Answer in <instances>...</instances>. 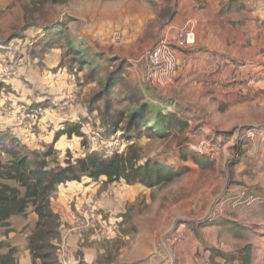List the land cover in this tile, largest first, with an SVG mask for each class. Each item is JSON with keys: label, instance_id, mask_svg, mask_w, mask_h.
I'll return each instance as SVG.
<instances>
[{"label": "rangeland", "instance_id": "374dc122", "mask_svg": "<svg viewBox=\"0 0 264 264\" xmlns=\"http://www.w3.org/2000/svg\"><path fill=\"white\" fill-rule=\"evenodd\" d=\"M259 2L248 0L245 7L250 9H247L249 13L241 15L250 35L244 48H249V58L261 67L253 74L254 83H248L250 75L243 76L242 68L239 75L231 74L218 87L210 83L196 95L185 93L182 88L175 91L176 82L159 88L141 80L143 56L154 43L151 35L157 27L149 25L142 31L155 10L154 3L160 5L159 0H74L67 6L49 8L53 25L67 18L73 20L68 25L73 43L91 49L101 61L125 63L129 89L155 102L163 113H169L166 110L171 108L188 124L185 131L164 139L150 137L145 132L135 138L133 130V139L124 150L134 143L142 160L174 168L186 167L188 171L181 178L150 190L128 188L121 181L88 183L92 185L89 194L93 200L89 207L100 214L110 210L101 218L116 219L117 224L126 210L132 209L130 213L135 215L141 213L138 220L132 219L138 233L126 237L129 241H125L123 258L118 261L140 259L154 243L162 245L165 233L179 224L194 221L207 225L218 215L236 219L232 235L241 241L237 244H244L255 228L264 232V1ZM22 17L18 0H0V130L14 134L27 151L53 149L54 156L47 160L50 167L62 166L64 160H73L91 151L104 157L106 141L115 136L126 140L119 131L113 134L108 128L103 129L102 103L96 105L98 110L89 109L92 95L99 91L95 75L88 79L87 69L78 66L62 49L42 50L41 42L46 39L44 24L37 23L39 27L22 32ZM116 30L122 34L118 41L112 37ZM13 34L22 38L9 41ZM47 55L59 57V63L62 60L65 65L62 69L71 79V84L62 88V98L57 102L43 89L46 84L42 81L51 74L42 62ZM124 93L128 95L129 91L125 88ZM25 100H29L28 106ZM14 116L22 119L18 125ZM64 124L79 126L82 136L63 135L55 140ZM204 137L218 149L219 155L211 161L195 154V159L203 163L200 166L192 161L190 146ZM181 153H186L189 159L182 161ZM251 200L254 202L249 204ZM135 207H138L136 211ZM9 223L13 238L6 241L9 233L4 236V230L0 229V240L16 249L18 264H31L27 237L36 223L35 214L28 208L26 215L13 216ZM99 228L98 222L94 229Z\"/></svg>", "mask_w": 264, "mask_h": 264}, {"label": "trees", "instance_id": "16d2710c", "mask_svg": "<svg viewBox=\"0 0 264 264\" xmlns=\"http://www.w3.org/2000/svg\"><path fill=\"white\" fill-rule=\"evenodd\" d=\"M72 1L74 0H26L25 2L18 0L23 12V25L20 31L37 28L39 27L37 23L42 22L47 35L45 32L46 39L41 42V49L46 50L45 52L62 49L64 54L72 57V61H75L78 66L87 69L88 79L95 75L94 81L99 91L92 95L89 109L98 110L96 105L102 103L103 129L106 131L108 128L113 134L119 131L126 142L133 139L131 137L133 130L135 138L140 137L141 132H145L150 137L159 139L167 138L172 133L180 134L185 131L188 126L185 119L177 117L175 112L163 113L154 105L155 103L144 97L145 95L140 97L134 89H129L125 63L111 59L101 61L98 55L91 52V49H86L79 43H73L68 30L72 19L67 18L66 21L61 23L59 21L53 25L54 21L49 18V8L67 6ZM165 1L169 2V0ZM246 8L245 3L232 1L223 7L222 12L230 16H238L230 24L233 27H242L245 21L241 19V12ZM167 12L169 13V10L163 11L161 17H165ZM16 38L21 39L22 36L13 34L8 40ZM44 53L41 56H44ZM63 67L65 65L61 60L52 72ZM66 68L68 71L67 66ZM125 88L129 91L128 95L124 93ZM63 135L68 138L72 135L82 136L80 127L73 124H64V129L56 134L55 140ZM54 154L53 149L50 148L42 152L27 151L14 134L0 130V229H3L4 236H7L12 232L9 223L11 217L26 215L28 208L32 209L37 217L34 228L27 237V249L32 264H60L57 258L59 218L49 210L50 198L59 185L67 182L80 183L84 179L98 181L105 178L107 182L121 181L126 186L140 185L150 190L162 184H170L188 171L186 167L174 168L151 160H142L134 143L120 155L103 157L91 151L76 159L64 160L62 166L50 167L47 160ZM192 154V161L201 166L203 163L195 159L194 153ZM179 157L182 161L189 159L186 153H181ZM136 202L139 205L141 203L138 200ZM137 208L135 207V211ZM131 210H126L120 216L121 221L118 223L120 236L114 241L103 242L105 253L97 259L95 264H111L120 249L125 246L123 237L135 234L132 219L137 214L130 213ZM225 224L229 225L228 221ZM234 224L236 223H230L231 231ZM251 253L252 246L246 245L234 254L220 255L224 260L223 264L234 262L250 264ZM15 254L14 247L0 240V264H18Z\"/></svg>", "mask_w": 264, "mask_h": 264}, {"label": "crops", "instance_id": "0c3cea01", "mask_svg": "<svg viewBox=\"0 0 264 264\" xmlns=\"http://www.w3.org/2000/svg\"><path fill=\"white\" fill-rule=\"evenodd\" d=\"M232 1L248 2V0H169L167 3L165 0H159L160 5L158 6L154 3L155 10L146 21V26L142 31L144 33L149 25L157 27L151 35L153 38H151L152 42L155 43L161 39H171L187 25H192L197 41L196 61L192 68L188 70L195 76V80L188 84L176 81L173 86L175 91H179L182 88L185 93L196 95L202 93L210 83L214 87H218L231 74L239 75L235 70L238 65L243 66V76L245 73L248 75L257 74L259 68H261L249 58V48H244L249 38L248 36H250L245 29L246 22L242 27H233L230 23L238 16L235 15L234 17L222 12L223 7ZM247 9L249 8L243 10L241 15L248 14L249 11ZM166 10H169V13L167 12L168 14L165 13V17H161L163 11ZM213 56H223L229 60V64L223 67L222 70L215 71L213 69ZM58 58L56 55L52 57L47 55L42 61L47 70H51V74L46 76L42 82L46 84V87H43L46 90L45 92L50 94L55 100L53 102L60 100L63 94L62 88L71 84V79L67 77L63 69L52 72L59 65ZM35 64L37 63L35 62ZM184 73H186V70L179 71L178 75ZM27 101L29 102V100H25L26 105ZM14 117L18 120L17 116ZM20 120L22 119H19L15 124L18 125ZM99 180L105 181V178ZM89 182L90 180L84 179L80 183L67 182L61 184L50 198L49 210L59 218L57 258L60 264H95L97 259L105 253L103 241H114L120 236L116 219H109L108 215L106 217L108 219L101 218L110 210L100 214L89 207L93 204L89 194V189L92 185H89ZM123 185L126 186L124 183ZM135 186L141 190L143 189L140 185L126 187ZM97 197L98 195H96V199ZM253 199L254 197H252ZM252 200L249 204L254 202ZM255 213L257 214V212ZM140 214L136 215L135 220H138ZM256 214H254L255 219L258 217ZM212 219L210 220L211 222L206 223L207 225H199L194 221L186 223L187 230H184L185 239L182 242L169 247L163 244L156 246L154 243L152 248L147 249V254H141L140 259H136L135 263L118 261V258H123L122 253L126 249L124 246L111 264H223L224 260L220 254H233L235 250L237 251L246 245L252 246L250 264H264V232H262V229L255 228V233L251 237H247V241L244 244L243 242L237 244L239 240L233 238L230 225V223H237L236 219L221 218L220 215ZM83 220L89 221V228H78V222ZM226 220L229 225L225 224ZM98 222L100 223L99 230L94 229L95 224ZM177 229L178 226L173 227L165 234L171 231L175 232ZM136 232L135 230V235L138 233ZM126 237H123V240L129 241V238ZM12 238L13 229L8 234L6 241ZM258 238H260L259 241ZM1 239H5L4 236ZM233 264L240 263L234 262Z\"/></svg>", "mask_w": 264, "mask_h": 264}, {"label": "built area", "instance_id": "2783aa9c", "mask_svg": "<svg viewBox=\"0 0 264 264\" xmlns=\"http://www.w3.org/2000/svg\"><path fill=\"white\" fill-rule=\"evenodd\" d=\"M264 1V0H255ZM113 40L118 41L122 34L120 31L113 32ZM197 41L192 25L182 28L173 38L161 39L156 41L144 53L142 60V76L141 80L144 84H151L159 88H166L174 82L179 81L183 84L191 83L195 80L192 72L188 71L192 68L196 61ZM211 55V54H210ZM213 65L215 71L222 70L229 60L223 56H213ZM186 70V73L178 75L179 71ZM237 73H241L242 66L235 68ZM236 75V74H235ZM255 75H250L248 83H254ZM178 79V80H177ZM166 112H173L171 108ZM105 156L110 157L113 154H122L128 142L120 140L119 136L112 137L105 142ZM104 144V143H103ZM190 151L194 154H201L211 161L216 160L219 151L215 148L206 137L199 139L190 146ZM89 221L83 220L78 222L79 229L89 228ZM184 230H187L185 224H179L175 232L165 234L163 237V245L166 247L182 242L185 239Z\"/></svg>", "mask_w": 264, "mask_h": 264}]
</instances>
